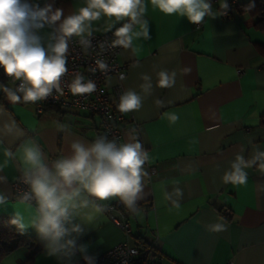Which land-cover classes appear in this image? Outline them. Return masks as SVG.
Instances as JSON below:
<instances>
[{
    "label": "crops",
    "instance_id": "0c3cea01",
    "mask_svg": "<svg viewBox=\"0 0 264 264\" xmlns=\"http://www.w3.org/2000/svg\"><path fill=\"white\" fill-rule=\"evenodd\" d=\"M251 1L235 0V4ZM37 2L40 7L52 4L64 8L66 15L83 5V0ZM213 10H220L219 0L213 2ZM241 10L232 8L227 16L206 18L196 29L186 19L165 16L149 5L146 18L152 38L134 41L136 55L131 50L119 52L117 61L125 67L124 91L132 89L144 97L140 111L123 114L121 142L135 128L149 150L147 166L154 174L144 188V198L136 202L147 206L141 208L139 216H125L116 208L118 200L105 201L112 210L104 209L91 222L81 223L86 229L83 234L67 237H76L77 246L89 245V256H101L119 244L135 246L139 237L152 247L158 264H264V174L248 170L246 185L220 182L230 168L229 161L242 147L248 158L254 143L264 145V57L256 49V45H264V24L251 26ZM106 27L100 21L93 34L110 32H105ZM39 34L45 46L54 42L52 29L45 27ZM161 69L176 72L172 88L155 87L156 73ZM142 75L151 80L141 79ZM114 83L110 77L105 87L109 89ZM149 83L151 88H147ZM157 100L164 106L159 107ZM0 105L8 109L0 112V165L4 166L0 195L8 201L0 204V216L14 218L17 210L27 216L25 208L14 202L12 190L13 182L22 176L20 146L35 140L50 158L70 154L67 147L73 140L91 142L101 134L98 117L61 108H57L62 111L58 113L55 107L37 114L34 105H10L5 97ZM165 112L176 114V122L170 124ZM13 118L17 123L8 133L4 125H11ZM6 148L15 153L7 164ZM173 202L180 208L173 207ZM224 210L230 212L227 218L222 216ZM121 212L130 227L128 235L110 219L121 220ZM220 218L227 230L214 232ZM24 235L40 248L32 264H86L79 251L72 261L48 257L46 241L33 229ZM26 254V248H19L0 264H19Z\"/></svg>",
    "mask_w": 264,
    "mask_h": 264
},
{
    "label": "clouds",
    "instance_id": "9594fccd",
    "mask_svg": "<svg viewBox=\"0 0 264 264\" xmlns=\"http://www.w3.org/2000/svg\"><path fill=\"white\" fill-rule=\"evenodd\" d=\"M219 4L220 10L214 11L212 0H83L82 6L66 15L64 8H54L52 4L40 7L37 0H0V69L15 84L13 90L8 84L0 83V93L10 105H35L50 97L63 96L65 87L73 97L91 96L97 91V83L93 80L85 82L81 74H76L70 83L62 86V78L69 73V43L73 38L78 39L86 52L93 33L98 30L97 25L103 20L107 25L105 32L112 31L114 37L109 47L131 50L136 55L138 48L134 41L152 38L150 21L146 18L149 5L153 11L184 18L199 26L206 18L215 19L226 14L227 0H219ZM253 7L254 4H249L246 9ZM116 24L120 26L115 27ZM45 27L52 29L54 34V42L47 43V46L39 34ZM109 68L105 59L97 58L92 72L106 75ZM175 77V71L161 69L156 73L155 87L172 88ZM125 78L120 76L121 80ZM141 79L151 80L146 75ZM151 87L149 83L147 88ZM140 88L146 90L145 85ZM143 100L140 93L128 89L120 94L116 109L122 114L138 112L143 107ZM156 103L159 107L164 106L162 100ZM0 112L6 113L8 109L0 105ZM163 116L170 124L178 119L170 112L163 113ZM16 123L13 118L12 124H5L4 129L11 133ZM131 131L133 134L126 133V139L119 143L120 139H108L104 134H97L91 142L77 138L67 147L70 154L62 153L51 158L35 140L21 145L19 161L22 182L27 189L14 202L22 205L28 215L17 210L10 224L21 235L29 228L33 229L41 241H46L44 248L48 257L72 261L79 251L86 264L94 261L96 256L87 254L89 245L77 246L76 237H67L72 233L76 236L83 234L86 229L81 223L91 222L102 213L107 207L105 201L118 200L129 213L140 215L141 208L136 202L144 198L142 193L150 177L147 170L150 154L138 138L137 130L133 128ZM262 146L254 143L248 158L243 155L242 147L229 161L230 168L220 177L221 184L246 185L250 169L264 174ZM4 156L7 164L15 153L6 148ZM3 167L0 165V173ZM7 202V198L0 195V204ZM173 207L179 209L180 205L173 202ZM218 221L213 231H226L227 225L222 218Z\"/></svg>",
    "mask_w": 264,
    "mask_h": 264
},
{
    "label": "built area",
    "instance_id": "2783aa9c",
    "mask_svg": "<svg viewBox=\"0 0 264 264\" xmlns=\"http://www.w3.org/2000/svg\"><path fill=\"white\" fill-rule=\"evenodd\" d=\"M215 1L216 0H213V2ZM230 3L234 4L235 0H230ZM119 26L120 24H117L115 27ZM200 27L201 25H194V28L196 29H199ZM113 38L112 31L101 35L93 34L91 45L86 52L79 44L78 39L73 38V40L69 43V73L62 78V86L70 83L71 79L76 74H81L85 77V82L87 80H93L97 83V91L86 98L73 97L65 87V94L63 96L56 98L50 97L47 101L35 104L34 107L36 113L43 114L44 108L50 106L97 116L101 134L107 135L108 139L116 137L120 139L118 140V143L121 142L122 135L125 131L124 118L123 114L117 111L116 104L119 102L120 94L124 91L122 86L124 79L121 80L120 76H125V67L117 61V56L122 49L109 47L110 41ZM97 58L105 59L110 65L106 75H102L99 71L93 74L92 69L95 68V60ZM0 76L6 84L15 90V84L3 75L2 69H0ZM110 77L115 79V83L107 89L105 85L107 79ZM147 170L150 176L154 174L153 168L147 166ZM26 189L27 185L23 184L22 176H20L12 184L15 199L22 196L24 190ZM112 209V206L105 208L106 211H110ZM229 215L230 212L228 210H224L222 212V216L225 218ZM110 219L126 235L130 233V227L124 220L123 213L121 220H117L113 217H110ZM138 256V250L135 246L119 244L101 256L96 257V259L91 261L90 264H124L125 261L127 264H134ZM158 262L156 254L154 253L152 247L149 246L144 258V264H158Z\"/></svg>",
    "mask_w": 264,
    "mask_h": 264
},
{
    "label": "trees",
    "instance_id": "16d2710c",
    "mask_svg": "<svg viewBox=\"0 0 264 264\" xmlns=\"http://www.w3.org/2000/svg\"><path fill=\"white\" fill-rule=\"evenodd\" d=\"M213 3V0H212ZM227 3L229 5V8L226 12L229 13V11L234 8H242L241 13L247 14L245 21L249 23L251 26H258L260 24H264V0H253L250 3H245L242 5H236L231 4L230 0H227ZM249 4H254V7L251 8L250 10H247L246 7ZM256 49L260 55L264 57V45H256ZM0 83H5L3 78L0 76ZM4 97L3 93H0V99ZM54 107L47 106L44 108V111L47 109H51ZM58 113H62L60 109H57ZM44 113V112H43ZM140 208H145L147 207L144 204L137 205ZM116 208L121 210L124 215L126 216H131L133 214L129 213L123 205H120L119 203L116 205ZM12 217L9 216H0V262L10 253L13 251L19 249V248H26L27 254L26 257L23 261H21L19 264H32L33 258L35 254L40 250L32 242V239L29 238L26 235H21L17 232L16 227L10 224V220ZM136 245L135 247L138 250V258L136 259L135 262L144 264V258L147 252V248L149 247V244L145 241H143L141 238L136 237L135 239Z\"/></svg>",
    "mask_w": 264,
    "mask_h": 264
}]
</instances>
